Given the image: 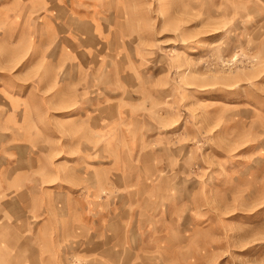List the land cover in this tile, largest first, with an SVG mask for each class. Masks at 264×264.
I'll return each mask as SVG.
<instances>
[{"label": "rangeland", "instance_id": "rangeland-1", "mask_svg": "<svg viewBox=\"0 0 264 264\" xmlns=\"http://www.w3.org/2000/svg\"><path fill=\"white\" fill-rule=\"evenodd\" d=\"M0 264H264V0H0Z\"/></svg>", "mask_w": 264, "mask_h": 264}]
</instances>
